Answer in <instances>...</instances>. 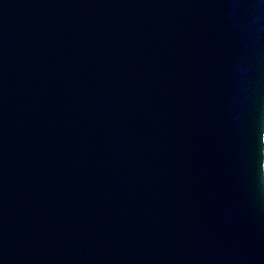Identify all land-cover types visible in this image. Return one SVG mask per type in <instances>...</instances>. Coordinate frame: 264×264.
I'll return each mask as SVG.
<instances>
[{
  "label": "water",
  "instance_id": "1",
  "mask_svg": "<svg viewBox=\"0 0 264 264\" xmlns=\"http://www.w3.org/2000/svg\"><path fill=\"white\" fill-rule=\"evenodd\" d=\"M0 264H264V0H0Z\"/></svg>",
  "mask_w": 264,
  "mask_h": 264
}]
</instances>
